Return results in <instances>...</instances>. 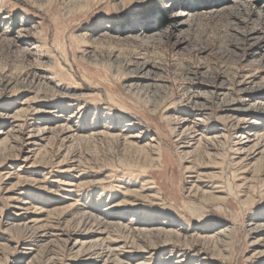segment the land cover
<instances>
[{"label": "rangeland", "instance_id": "obj_1", "mask_svg": "<svg viewBox=\"0 0 264 264\" xmlns=\"http://www.w3.org/2000/svg\"><path fill=\"white\" fill-rule=\"evenodd\" d=\"M0 264H264V0H0Z\"/></svg>", "mask_w": 264, "mask_h": 264}, {"label": "trees", "instance_id": "obj_2", "mask_svg": "<svg viewBox=\"0 0 264 264\" xmlns=\"http://www.w3.org/2000/svg\"><path fill=\"white\" fill-rule=\"evenodd\" d=\"M164 23V21L162 20L161 22H159L160 25H162Z\"/></svg>", "mask_w": 264, "mask_h": 264}, {"label": "bare ground", "instance_id": "obj_3", "mask_svg": "<svg viewBox=\"0 0 264 264\" xmlns=\"http://www.w3.org/2000/svg\"><path fill=\"white\" fill-rule=\"evenodd\" d=\"M197 189V188H196Z\"/></svg>", "mask_w": 264, "mask_h": 264}]
</instances>
